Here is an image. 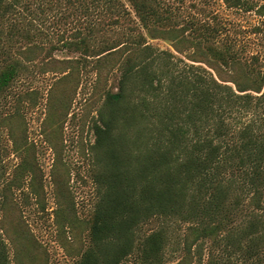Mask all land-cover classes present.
Returning <instances> with one entry per match:
<instances>
[{
	"label": "trees",
	"instance_id": "1",
	"mask_svg": "<svg viewBox=\"0 0 264 264\" xmlns=\"http://www.w3.org/2000/svg\"><path fill=\"white\" fill-rule=\"evenodd\" d=\"M64 1L78 3L86 14L89 4L94 11L103 5L115 14L109 21L127 28L114 29L110 37V29L90 25L78 29L72 39L61 36V46L79 55L48 56L50 68L43 70L60 75L48 90L43 128L55 155L51 171L55 222L74 239L80 226H87L88 244L75 264H124L130 259L136 264H190L201 256L205 242L208 264H222L215 248L223 240L224 262L232 264L240 254L241 260L251 259L249 264H262L264 63L260 57L243 54L220 40L219 26L206 20H177L171 0H128L133 14L121 0ZM261 1L224 0L229 7L264 17ZM3 8L0 0V16ZM147 38L167 41L171 49H159ZM41 49L29 44L20 50V59L2 52L0 97L21 72L22 59L34 60ZM89 63L95 71L93 103H100L90 146L96 200L90 217L81 220L59 174L64 164L53 124L67 115L81 69ZM117 68V84L108 87ZM47 122L56 130L47 129ZM8 133L20 161L0 194L6 211L16 207L11 203L12 187L29 189L36 199L43 194L33 144L16 120L8 123ZM171 217L186 222L177 239L184 252L178 262L165 261L171 239L166 222ZM18 219L16 225L21 226V216ZM156 219L159 226L138 236L141 224ZM27 236L24 233L18 242L24 251L25 242L31 241ZM0 243V264H9Z\"/></svg>",
	"mask_w": 264,
	"mask_h": 264
},
{
	"label": "rangeland",
	"instance_id": "2",
	"mask_svg": "<svg viewBox=\"0 0 264 264\" xmlns=\"http://www.w3.org/2000/svg\"><path fill=\"white\" fill-rule=\"evenodd\" d=\"M121 1L133 14L128 0ZM170 2L179 14L177 20L194 17L219 26L216 35L220 40L229 42L243 54H257L264 63V17L258 16L254 11L229 7L224 0ZM93 6L89 4L90 11L86 14L78 3L72 4L64 0H4L3 15L0 16V58L2 52L7 50L9 56L20 59V50L29 44L31 46L38 44L42 48L34 60L22 59L21 72L0 97V194L5 187L4 184L13 177V170L20 161V157L12 149L13 142L8 133V123L15 120L20 129L24 130L28 143L34 146L43 188L42 197L36 199L29 189L16 190L12 187L9 193L11 203H15L16 207L12 209L8 207L7 211L1 207L0 195V242L9 264H75L80 252L88 244L87 226H80L78 237L74 239L69 238L70 233L67 231L62 232L55 222L57 203L51 172L55 155L43 133V128L48 112V90L60 75L43 70L50 68L46 63L48 56L63 59L79 55L78 51L61 46L62 41L58 40L61 36L72 39L78 29L84 31L83 27L87 28L90 25L110 29L111 31H108L110 37L114 36V29L127 31L125 25L109 21L115 14L108 13L105 6L102 5L104 9L98 7L95 11ZM257 27L260 28L259 31H256ZM147 41L159 49H171L167 41L150 38H147ZM2 67L0 64V68ZM119 72L117 68L110 75L108 87L115 88ZM79 76L80 84L72 93L67 115L53 124L57 130L49 122L47 129L56 130L53 134L60 145V157L64 164V168L59 169V174L69 187L77 215L81 220H87L92 214L96 200L93 180L96 166L92 161L90 146L94 142L91 126L100 103H93L95 101L91 94L95 79L92 64L83 67ZM31 90L32 95L24 97V94ZM245 207L244 205L243 209H246ZM19 213H22L21 226L16 225L20 221ZM3 218L5 225L2 227ZM160 223L161 221L156 219L141 224L137 231L138 236H144L149 232V228H155ZM166 224L171 239L165 248V261L178 262L184 252L177 239L181 236L186 222L171 217ZM24 233L31 238L30 242H25L26 251L18 247ZM34 240L38 244L37 248ZM224 245L223 240L215 250L222 264H230L224 262L226 255ZM208 250L209 244L205 242L201 256L196 255L190 264H208ZM18 251L21 252L20 256L16 254ZM240 256L242 255L238 254L236 258L234 257L232 264L250 263L251 259L241 260ZM259 257H262L264 264V243ZM134 261L130 259L124 264H136Z\"/></svg>",
	"mask_w": 264,
	"mask_h": 264
}]
</instances>
